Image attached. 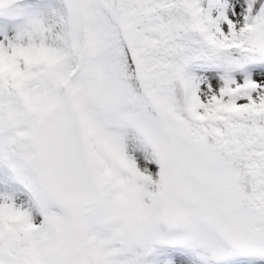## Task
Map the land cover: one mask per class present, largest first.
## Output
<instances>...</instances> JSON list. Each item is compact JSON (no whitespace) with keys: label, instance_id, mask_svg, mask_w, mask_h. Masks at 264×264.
Masks as SVG:
<instances>
[{"label":"snow or ice","instance_id":"snow-or-ice-1","mask_svg":"<svg viewBox=\"0 0 264 264\" xmlns=\"http://www.w3.org/2000/svg\"><path fill=\"white\" fill-rule=\"evenodd\" d=\"M0 264H264V0H0Z\"/></svg>","mask_w":264,"mask_h":264}]
</instances>
